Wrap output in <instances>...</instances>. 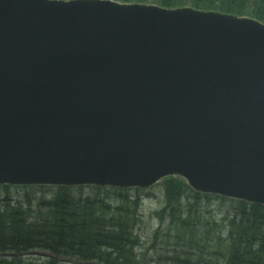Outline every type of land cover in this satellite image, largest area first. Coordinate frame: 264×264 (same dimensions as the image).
I'll list each match as a JSON object with an SVG mask.
<instances>
[{
	"label": "water",
	"instance_id": "water-1",
	"mask_svg": "<svg viewBox=\"0 0 264 264\" xmlns=\"http://www.w3.org/2000/svg\"><path fill=\"white\" fill-rule=\"evenodd\" d=\"M264 206V23L117 0H0V185Z\"/></svg>",
	"mask_w": 264,
	"mask_h": 264
},
{
	"label": "trees",
	"instance_id": "trees-1",
	"mask_svg": "<svg viewBox=\"0 0 264 264\" xmlns=\"http://www.w3.org/2000/svg\"><path fill=\"white\" fill-rule=\"evenodd\" d=\"M189 6L264 22V0H117ZM159 228L143 246L140 189L0 185V264H264V206L165 179ZM220 202L221 221L204 218ZM209 206V205H208ZM156 258H151V253Z\"/></svg>",
	"mask_w": 264,
	"mask_h": 264
},
{
	"label": "rangeland",
	"instance_id": "rangeland-1",
	"mask_svg": "<svg viewBox=\"0 0 264 264\" xmlns=\"http://www.w3.org/2000/svg\"><path fill=\"white\" fill-rule=\"evenodd\" d=\"M143 4H154V3H143ZM157 6H160L158 4H154ZM162 183V182H161ZM161 183H158L157 185L147 188L143 190L145 193H148L147 197H145V201L142 205V214L143 219L145 220L144 225L139 229L137 232L142 236L143 239V246L145 248H150L153 244L154 240V234L159 228V220L157 219L156 211L161 210L162 205V197L163 193L161 192V189L159 188ZM97 187V186H92ZM141 190V189H140ZM203 195H209V194H203ZM213 196V195H211ZM223 198V197H222ZM220 202L217 201H211L209 203H204V212L213 211L209 213L208 215L205 214L204 218H210L211 216H214L216 220L221 221V219L224 217L223 214H225V210L220 207ZM209 205V206H208ZM156 258L155 253H151V258ZM67 264H74L73 262L66 261ZM87 264V263H84Z\"/></svg>",
	"mask_w": 264,
	"mask_h": 264
}]
</instances>
